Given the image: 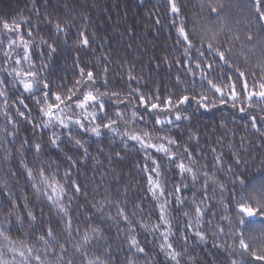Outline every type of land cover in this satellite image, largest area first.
I'll return each instance as SVG.
<instances>
[{
  "label": "trees",
  "instance_id": "obj_1",
  "mask_svg": "<svg viewBox=\"0 0 264 264\" xmlns=\"http://www.w3.org/2000/svg\"><path fill=\"white\" fill-rule=\"evenodd\" d=\"M176 3L180 7L178 16L170 11L169 0H0V21H27L21 23L19 33L6 32L0 24V80L4 81L0 86L4 92L0 95V228L4 233L0 235V253L8 264H37V254L45 264H60V245L66 249L64 260L73 264H87V260L97 257L98 264H128L129 259L136 264H175L161 249L166 244L162 234L168 231L160 218V205L165 201V216L171 224L167 242L181 253L180 264H232L233 260L254 264L239 247L235 202L242 192L237 177H242L249 187L264 182V110L259 106L247 108L245 104L246 111L240 112L241 105L233 107L227 97V88L225 103L221 104L219 93L201 80L196 68L197 63L203 64V58L196 48L190 50V59L184 55L182 43L177 42L181 39L177 28L182 18L190 38L195 34L218 33L222 48H232L230 64L245 72L251 87L264 69V19L257 12V7L264 12V0H259V4L257 0ZM217 3L223 4L219 15L209 8ZM57 23L63 32H57ZM249 32L253 41L246 38ZM236 36L238 40L234 39ZM84 37L88 39L86 46L80 43ZM13 40L15 44L10 48L9 42ZM22 40L28 42L27 48ZM193 43L199 48L198 36ZM48 44L54 45L56 51L50 52ZM25 54L30 60L23 59ZM205 56L212 60L207 52ZM17 59L21 61L19 65L15 63ZM177 60L181 63L177 64ZM30 62L34 68H30ZM13 69L36 70L40 78H46L50 82V102L52 93L63 94L73 87L80 78V69L92 71L96 78L94 87L100 92H118L123 102L116 97H104L106 113L98 112L92 123L90 118L80 115V109L66 115L83 120L88 128L93 123L116 120L113 127L120 135L101 128L100 136H96L78 125L64 129L56 122L43 127L46 118L36 102L43 99L42 92L39 87L33 92L25 91ZM227 77L235 81L237 74L219 61L208 74L216 83H228ZM236 90L240 92L239 82ZM201 92L215 100V106L209 104L204 108L191 99H198ZM140 94L146 100L151 97L147 108L137 99ZM183 95L189 96V102L179 105L176 111L188 118L175 121L172 114L173 124L157 125L156 118L165 120L169 113L151 109L150 103L156 102L163 108L167 98L175 102ZM117 111L123 113L122 118L116 116ZM134 111L138 114L135 119ZM252 117L261 132L252 127ZM126 131H148L152 139L142 147L127 136L122 139ZM54 134L59 137L58 146L50 142ZM164 136L177 143L167 145L160 139ZM37 143L41 146L39 152L35 149ZM160 143L176 153L174 160L148 146ZM188 153L193 160H189ZM217 155L221 156L220 164L216 162ZM181 160L194 169L195 181L191 174H181L177 167ZM41 168L49 183L63 186L59 202L78 232L69 233L67 217L48 200L49 195L55 197L57 193L43 183ZM28 169L32 170V177L28 176ZM205 171L223 185L221 189L209 182L207 208L201 204ZM149 176L154 181L159 179L163 197L153 196ZM33 185L41 191L37 192ZM177 197L183 203H178ZM221 201L228 205L227 211ZM12 202L17 205L15 209ZM197 205L204 210L198 229L205 235L203 241L194 234ZM9 210L13 211L10 216ZM28 211L35 220L28 217ZM125 215L128 220L123 218ZM224 216H230L232 223ZM261 219L264 218H257L245 233L250 244L257 247L264 230ZM190 223L192 228L188 227ZM217 225L224 228L222 234ZM49 227L55 238H48L49 244L45 246L39 237L46 236ZM93 228L100 231L92 233ZM86 232L90 235L84 243ZM130 237H135L144 249L142 253L130 247ZM10 240L15 243L10 244ZM28 247L33 249L31 254ZM13 248L17 251L13 252ZM20 251L25 252V257L19 255Z\"/></svg>",
  "mask_w": 264,
  "mask_h": 264
},
{
  "label": "snow or ice",
  "instance_id": "obj_2",
  "mask_svg": "<svg viewBox=\"0 0 264 264\" xmlns=\"http://www.w3.org/2000/svg\"><path fill=\"white\" fill-rule=\"evenodd\" d=\"M257 4H259V0H257ZM170 5V11L174 15L180 14V7L177 5L176 0H169ZM210 11L213 13H216L217 15L220 14V10L223 9L222 3H217L216 5H209ZM257 12H259V18L264 19V12H260L259 7H257ZM21 23H27L26 20L16 21L12 20L11 22L8 20L0 21V24H2V28L6 32H16L19 33ZM159 23V21H157ZM173 23L175 24L176 21L174 20ZM56 29L58 33H61L64 31L63 28H61L60 24H56ZM177 32L179 37L181 38L178 40V43H182L183 49H184V55L190 59L189 52L193 48H196V50L199 52V56L203 58V64L197 63L196 68L200 72L201 80H206L207 84L210 86V89L214 90L215 93H219V101L221 104L225 103L226 99V93L225 88H227V97L230 98L232 102L233 107H237V103H239L241 106L239 107L240 112H245L246 107L252 108V107H261L262 110H264V69H262V74L257 81L256 79L253 80V84L250 87L248 80L246 78L245 72L241 70L240 67L230 64L229 61V54L232 52L231 47L222 48V45L218 39V33L213 32L210 35L208 33L203 34H195V36H198L199 38V48L196 47V44L193 43V38H190L188 31H186L183 19L181 18L180 24L177 28ZM83 36V33H81ZM29 36H31V31H29ZM247 40L253 41V34L249 32L247 34ZM234 39H239L238 36L234 37ZM25 48L28 47V42L23 41ZM42 43L47 44V41H42ZM83 45H88V39L84 37L82 41H80ZM15 44V41L9 42V47L11 48L12 45ZM48 49L50 52H55L56 48L52 44H48ZM205 52H207L211 57L212 60L209 61L208 57L205 56ZM5 55H8L7 53ZM23 59L30 60V57L25 54ZM223 62V65H228L231 69L235 71L237 74V79L233 81L231 77H227L228 83H224L223 80H221V83H216L212 79L208 78V74L210 71L213 70L214 64L216 62ZM17 65L21 63L20 59H17L15 61ZM181 61L177 60V64H180ZM35 66L31 64L30 62V68H34ZM257 67H260V65H257ZM15 72L17 77H20L19 83L23 86L25 91L27 92H33L35 88L39 87L40 91L42 92L43 99H37V104L40 105V112L43 114V117L46 118V120L43 121L42 126L48 127L53 124V122H56L59 126H61L64 129H69L72 124L78 125L79 128L84 129L85 131H91L96 136H100L101 134V128L108 129L117 135H120V133L117 131L116 128L113 127V125L116 123V120L108 119L107 123H93L92 127L88 128L86 127L85 123L81 119L73 120L71 115H66V112L70 113L73 111V109H80V115L85 118H90L89 123H92L96 121L97 119V113H106L105 109V101L104 97H108L111 99L112 97H116L117 101L123 102V100L120 97V94L118 92H100L98 88H95V82L96 78L92 71L85 72L84 69H80V78L77 79L74 82V85L72 88H68L63 94L60 92L52 93V100L49 101V86L50 82L46 78H40L39 74L36 70H29V71H17L16 69L12 70ZM189 72H191V68L188 69ZM107 72V69H105V73ZM255 77V73L252 74ZM193 76H195V73H193ZM221 76H227L226 73H221ZM129 78L132 79L131 74L129 75ZM177 80L179 81V77H177ZM237 82L240 83V92H237L236 85ZM107 81L105 79V85ZM4 84L3 80H0V86ZM258 84V87H257ZM83 89V91H81ZM138 91V90H135ZM79 93V94H77ZM0 95H4L3 89L0 88ZM137 99L140 101L141 104H143L146 108L149 106V101H151V97L148 98V100L145 99V96L143 94H140ZM157 100L159 97L156 98ZM192 100L196 101L197 104H199L201 107L207 108L209 104L212 106H215V100H210L207 95H205L203 92L200 93L199 98L197 99L196 96L191 97ZM189 102V96L183 95L176 99L175 102H173L172 98L169 97L164 102L163 108L160 104L156 102H151L150 107L151 109L159 110V111H166L169 113V115L166 117L165 120H161L158 117L155 120V123L157 125L163 126L164 124H173L174 121L172 119V114H174L175 121H179L181 119H187L188 117L182 116L180 111H176L177 108H179V105L186 104ZM20 103H23V101H20ZM246 104V107H245ZM25 107H27L25 105ZM89 109H92L89 111ZM20 115H24L22 112ZM137 113L134 111L132 113L133 119L137 117ZM116 116L118 118L123 117V113L117 111ZM141 120L143 117H139ZM35 127V125H34ZM252 127L257 131L261 132V128H258L256 125V118L252 117ZM11 135V134H10ZM195 135V134H193ZM261 135H264V132H261ZM69 136H71V132H69ZM124 136H127L128 139L134 140L141 144V146H145L146 140L150 141L152 139V135L148 131H143L142 133H137L135 131L129 133L125 132L122 135V139ZM163 141L166 142L167 145H175L177 142L175 139L170 138L168 136H164L162 138ZM59 140V137L55 134L51 138L50 142L53 145L58 146L57 141ZM126 142V141H125ZM77 144H80L79 140H76ZM165 143L160 144H150L148 146L156 148L157 151H161L165 153L166 155H169V158L174 160L176 157V153L171 151L170 147H167ZM40 144L35 145V149L37 152L40 151ZM185 152H188V149L185 148ZM213 151H215L213 149ZM189 160H193V157L191 156V153H188ZM69 159H71L69 157ZM216 162L217 164H220L221 162V156H216ZM237 163H240L239 159H237ZM177 167L179 168L181 174L183 173H189L191 174L192 179L195 181L197 179V174L194 171V169L190 166H186L183 163V160H181ZM231 171V169H229ZM28 176L32 177V170L28 169ZM39 175L43 180V183L47 185L48 188H51V190L54 193H57V195L54 197L52 195L48 196V200L52 201L54 204L58 205V209L60 212L64 213V216L67 217L66 221V228L69 230V233L71 231H79V229H73L71 218L68 217L67 209L64 207L62 203L59 201L62 199L60 193L64 191L62 185L53 186L51 183L48 182V177L45 175L44 169H39ZM157 177L160 176V173L157 171L156 173ZM203 176L205 177L203 181V196L204 199L201 200V204L204 205V208H207V199H208V189H209V182H211L214 185H218L221 189H223V185L219 183V181L216 179L214 175H209L207 171L203 173ZM239 180V184L241 185L242 192L241 195L236 199L235 202V211H236V217H237V225L240 229L236 233V235L239 237V247L247 253L251 258L254 264H264V230L261 231V244L259 247H257L255 244H250L249 240L246 239L245 233L250 230V226L254 224L257 220V218H264V182H262L260 185H252L249 187V185L245 182V180L242 177H237ZM149 184L152 186L150 190L153 193V196H156L158 199L160 197L164 196V189L161 187V184L159 182V179L153 180L151 176H149ZM186 186V185H185ZM33 187L36 188L37 192H40L41 189L37 187L36 185H33ZM76 191L79 192L80 189L77 186ZM176 191L179 192L180 189L176 188ZM157 192H159V196H157ZM178 203H183L182 200L177 197ZM13 209L17 207V205L12 202ZM167 204V201H165L164 204L160 205V218L163 221V223L167 226L168 231L163 233V239L166 242V244L161 245L162 250H166V254L171 258L172 261L175 262V264H180V261L178 257L181 255V253L177 252L172 244L168 241L169 235H171V224L170 221L165 216V206ZM222 206L227 211L228 205L223 204V201H221ZM13 211L9 210L8 215H12ZM121 214L123 215V212L121 210ZM28 217H30L32 220H35V217L33 216V213L31 211H28L27 213ZM185 215H188V213H185ZM204 215V210L201 208L200 205H197L195 208V224L197 227V230L195 231V236L198 237L201 241L205 240V235L203 232L199 231V226L201 225V220ZM125 220H128V217L125 215L123 217ZM17 219H20L19 215H17ZM224 220H226L229 224L232 223L230 216H224ZM261 223H264V219H261ZM157 228L159 225L156 226ZM189 228H192L193 225L190 223L188 225ZM217 229L219 233L224 232V228L220 225H217ZM100 230L98 228L91 229L92 233H98ZM3 229L0 228V235H3ZM89 233L86 232L83 237V242L87 243L89 240ZM7 239V237H5ZM48 238H55L54 233L51 227L47 229L46 236L41 235L39 237V240L44 243L45 246L49 244ZM187 236L184 237V240L187 241ZM253 239H256L253 237ZM10 244L15 243L14 241H9ZM130 247L135 248L137 252H143L144 249L139 246L138 241L135 239V237H130ZM77 250H80V247H77ZM13 252L17 251L16 248L12 249ZM60 251L61 255L57 257L60 264H73L71 260L65 261L63 258V253L66 252V249L64 245H60ZM27 252L31 254L33 252V249L31 247L27 248ZM47 253L45 252V255ZM19 255L21 257H25V252L20 251ZM86 255V253H84ZM35 260L37 264H45V261L41 259V256L39 254L35 255ZM99 258L96 259H89L87 260V264H98ZM0 264H8L7 261L2 259V253H0ZM128 264H136V262L132 259H129ZM232 264H238L236 260L232 261Z\"/></svg>",
  "mask_w": 264,
  "mask_h": 264
}]
</instances>
